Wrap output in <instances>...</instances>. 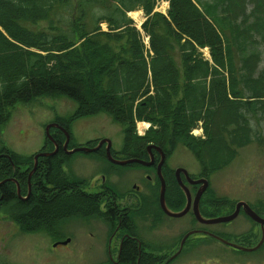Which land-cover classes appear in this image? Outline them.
I'll list each match as a JSON object with an SVG mask.
<instances>
[{
  "label": "trees",
  "instance_id": "trees-1",
  "mask_svg": "<svg viewBox=\"0 0 264 264\" xmlns=\"http://www.w3.org/2000/svg\"><path fill=\"white\" fill-rule=\"evenodd\" d=\"M166 1L163 13L154 10L158 0H0V128L16 103L63 96L76 103L77 116L106 113L119 123L128 150H141L145 139L165 149L166 143L180 140L194 153L216 138L228 147L210 119L226 107L228 124H236L247 101L264 98V71L253 77L255 67L240 48L255 35L264 42V1L252 0L249 10H234L229 0ZM138 8L146 15L141 30L128 15ZM236 43L240 58H235ZM204 47L210 60L200 51ZM135 118L154 126L148 129L151 137L135 135L130 129ZM203 119H209L207 136L196 140L189 130ZM236 132L230 131L236 144L244 142ZM215 143L208 147L216 149L217 164L201 174L230 158ZM10 154L19 163L31 159ZM64 158L46 159L44 184L50 188L28 201L16 198L12 183H7L12 192L3 188L2 203L14 202L12 218L24 232L52 230L57 222L95 207L94 199L71 189L74 184L60 166ZM0 161L8 164L0 170L5 176L12 168L5 158Z\"/></svg>",
  "mask_w": 264,
  "mask_h": 264
},
{
  "label": "flooded vegetation",
  "instance_id": "flooded-vegetation-1",
  "mask_svg": "<svg viewBox=\"0 0 264 264\" xmlns=\"http://www.w3.org/2000/svg\"><path fill=\"white\" fill-rule=\"evenodd\" d=\"M56 120L54 122L69 132L66 125ZM55 129L57 131L52 132V138L58 144L57 147L52 144V148L45 149V141L44 146L33 153L31 158L34 160L36 154L50 152L54 148L56 151L46 156L39 155L30 177V170L22 169V163L15 162L9 152L0 151V159L5 158L12 168L5 172V176H0V181L6 180L0 184V204L5 196L3 188L13 191L7 185L9 182L15 187L14 195L21 201H28L32 194L35 196L36 193L41 194V191L45 192V189L50 188L44 184L48 162L46 159L53 156L68 158L71 155L66 152L63 147L64 140L60 138L64 133L58 128ZM98 142L96 140L86 146L94 147ZM69 143L67 149L76 147H69ZM125 145L124 139L119 152L110 145L114 158H138L147 162L151 160L146 146L141 150H128ZM160 147L164 151L161 164L165 184L163 188L160 187L161 180L157 173L160 154L154 148L151 149L153 158L149 164L138 161L118 164L108 160L106 143H102L95 151L85 153L96 154L102 158L108 170L106 166L102 167V172L89 180L72 170L66 171L62 166L63 162L60 163L61 169L74 184L71 189L96 201L95 207H89L85 214L68 218L83 222L82 233L72 235L80 237L85 233V236L94 241L85 245L89 264H264V195L258 193L255 196H241L229 189L216 186L211 188L210 174L189 173L192 179L204 177L207 180L205 187L201 186L202 183L188 181L181 174L184 187H180L174 170V178L167 173L171 168L166 159L171 152ZM5 167L8 164L0 161V170ZM116 167L128 169L119 171L115 170ZM37 175L39 179L36 180V185ZM171 179L175 180L176 185H170ZM16 183L22 198L16 194ZM39 183L43 185H40V189ZM28 189L29 195L26 197ZM162 192L165 206L160 201ZM167 210L182 213L174 215ZM183 217L189 219H180ZM59 224L57 222L53 226L51 234L57 233ZM54 237L56 239L52 241V247L68 245L72 241L71 235L61 237L58 234Z\"/></svg>",
  "mask_w": 264,
  "mask_h": 264
},
{
  "label": "rangeland",
  "instance_id": "rangeland-1",
  "mask_svg": "<svg viewBox=\"0 0 264 264\" xmlns=\"http://www.w3.org/2000/svg\"><path fill=\"white\" fill-rule=\"evenodd\" d=\"M228 4L234 10H249L254 5L252 0H229ZM167 8L168 2L166 0H158L154 9L165 13ZM129 16L136 28L141 30V24L146 17L143 9L138 8L129 13ZM101 26L103 29L106 28L105 23H102ZM141 32L144 43L148 46V37L143 31ZM236 46L238 43L234 45L235 58H240ZM240 48L241 55L246 56L247 61L255 67L252 73L253 77L264 71V42L259 38V35H255V41L252 43L241 44ZM200 51L205 58L210 60L208 47H204ZM248 77L244 76L243 78ZM237 78L240 79L241 77L237 75ZM244 90L246 94L249 93L246 87ZM245 99L247 98L242 99V101ZM249 102L255 103L250 104ZM75 108L76 103L63 96H40L29 102L16 103L12 107L9 119L0 128V150L6 148L27 159L44 146L45 141L47 142L45 149L52 148V143L46 139L45 127L51 121L58 119L70 131L69 147L86 145L106 137L111 140L113 149L119 152L125 135L123 127L114 122L106 113L77 116L75 115ZM225 109L226 107L219 109L214 118L210 120H212L214 132L218 136L224 137L229 146H224V141L219 138L214 139L209 145H215V141L218 140L222 153L224 155L229 154L230 158L223 167H218L209 173V185L211 188L216 186L221 189H229L232 193H239L241 196H255L258 193L264 195V98L263 100L247 101L245 113H242V117H239L238 122L233 125L228 124L227 119L230 114ZM208 120L203 119L194 123L190 127L189 135L196 140L205 138L207 134L204 127ZM222 121L225 124H222ZM146 122L135 118L130 129L139 137H151L148 129L154 128V126H150V123ZM239 125L242 127L240 131H238ZM243 125L249 127V131L244 129ZM232 128L235 132L237 130L236 135L238 137H244V142L239 141L236 144L235 135L230 134ZM53 131L55 130L51 128L50 132ZM60 138L63 141L64 135L61 134ZM145 140L147 141V139ZM146 141L142 144L144 148ZM165 145L168 151L171 150L166 163L171 168L167 170V173L173 178V170L177 167H184L192 175H200L205 168L213 169L214 164H217L216 149H209V145L202 147L199 153H194L189 145L180 140H175L172 145L171 142ZM62 166L66 171L72 170L85 180L92 179L95 174H100L104 166L108 170V166L102 158L96 154H88L83 151H76L65 158ZM32 167V158L22 162V169L29 170ZM127 169V167L125 169L115 168L119 171ZM139 169L143 170L140 167ZM38 179L39 175L35 177V180ZM13 203L0 204V264H89V254L86 252L85 245L94 241L85 236V233L80 237L72 235L82 233L83 222L80 219L67 218L62 220L55 234H51V228L28 233L21 230L19 224L13 220V208H11ZM180 219L188 220L189 218ZM58 234L61 237L71 235V243L52 247V241L56 239L54 236Z\"/></svg>",
  "mask_w": 264,
  "mask_h": 264
},
{
  "label": "water",
  "instance_id": "water-1",
  "mask_svg": "<svg viewBox=\"0 0 264 264\" xmlns=\"http://www.w3.org/2000/svg\"><path fill=\"white\" fill-rule=\"evenodd\" d=\"M58 127L59 129H61L64 134H65V140H64V143H63V147L65 148L66 152L67 153H73L75 151H84V152H91V151H95L102 143L106 142V156L108 158V160H110L111 162H114V163H118V164H125V163H128V162H133V161H138L140 163H143V164H149L152 162V158H153V153L151 152V149L154 148L158 151V153L160 154V160L159 162L157 163V173H158V176L161 180V184H160V187H164V177L162 175V172H161V164L163 162V158H164V151L162 150V148L154 143H150L146 146V149L149 151V155L151 157V160L149 162L147 161H143L141 159H138V158H127V159H116L113 157L112 153L110 152V145H111V140L109 138H102L101 140H99L98 144L94 147H87V146H77V147H74L72 149H67V144H68V141H69V134L68 132L66 131V129L62 126H60L58 123L54 122V123H49L46 125L45 127V132L47 134V136L52 140L53 144L55 147H57V143L52 139L51 135L49 134V129L50 127ZM56 151V148H54L53 151L51 152H41V153H38L34 156V165L32 167V169L30 170L29 172V177L31 176V174L34 172L35 170V167H36V163H37V157L39 155L41 156H46V155H50V154H53L54 152ZM180 173H182L184 175V177L192 182V183H202L201 186L202 187H205L207 186V180L205 178H200V179H192L189 177V173L187 171V169L183 168V167H177L175 169V176H176V179H177V182L179 184L180 187H184V184L182 183V180L180 178ZM6 180H1L0 181V184L5 182ZM17 184V183H16ZM16 192H17V195L22 198V195L20 194V191H19V186L17 184V189H16ZM29 195V189H28V193L26 195V197H28ZM24 197V198H26ZM161 203L165 206V202L163 200V192L161 193ZM169 212V210H167ZM169 213H172V212H169ZM182 212H179V213H172L174 215H180ZM254 217L258 218L256 215H253ZM63 242H66V241H63Z\"/></svg>",
  "mask_w": 264,
  "mask_h": 264
},
{
  "label": "bare ground",
  "instance_id": "bare-ground-1",
  "mask_svg": "<svg viewBox=\"0 0 264 264\" xmlns=\"http://www.w3.org/2000/svg\"><path fill=\"white\" fill-rule=\"evenodd\" d=\"M133 12V11H132ZM132 12H130V13H132ZM147 123V122H146Z\"/></svg>",
  "mask_w": 264,
  "mask_h": 264
}]
</instances>
